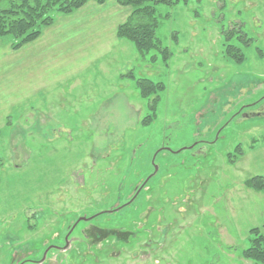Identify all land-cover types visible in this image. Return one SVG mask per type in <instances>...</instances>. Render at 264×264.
Masks as SVG:
<instances>
[{"label": "rangeland", "instance_id": "rangeland-1", "mask_svg": "<svg viewBox=\"0 0 264 264\" xmlns=\"http://www.w3.org/2000/svg\"><path fill=\"white\" fill-rule=\"evenodd\" d=\"M153 7L166 61L115 36L133 8L114 0L0 38V264H253L264 0Z\"/></svg>", "mask_w": 264, "mask_h": 264}, {"label": "trees", "instance_id": "trees-1", "mask_svg": "<svg viewBox=\"0 0 264 264\" xmlns=\"http://www.w3.org/2000/svg\"><path fill=\"white\" fill-rule=\"evenodd\" d=\"M88 0H0V38L7 36L13 38L11 48L17 50L24 45L35 41L41 34L42 29L53 23V13L71 14L81 8ZM98 4H104L105 0H95ZM118 6L132 7L133 10L126 20L119 24L115 31L118 39L131 42L139 54L150 51H158L164 61L170 54L161 46L156 37L158 22L154 17L156 5H176L187 0H114ZM245 43V42H244ZM248 44V43H245ZM247 46V45H246ZM227 46L225 54L237 61L242 62V54ZM137 86L142 96H149L161 85L141 79ZM154 113V107L151 106ZM1 137V133H0ZM235 152L241 155L238 147ZM233 156V155H232ZM233 158V157H232ZM229 160V158H228ZM232 159L230 163H234ZM246 188L254 192L264 194V175L253 176L244 182ZM249 246L242 250L244 260L253 264H264V234L259 228L249 230Z\"/></svg>", "mask_w": 264, "mask_h": 264}, {"label": "crops", "instance_id": "crops-1", "mask_svg": "<svg viewBox=\"0 0 264 264\" xmlns=\"http://www.w3.org/2000/svg\"><path fill=\"white\" fill-rule=\"evenodd\" d=\"M0 97H1V96H0ZM65 251H67V248H66V250H62V252H65ZM86 252H87L86 254L92 255L90 249H88ZM53 259H54L53 257H52L51 259H48V260L50 261L51 264H52L53 262L56 261V258H55L54 260H53ZM43 261H44V260H43Z\"/></svg>", "mask_w": 264, "mask_h": 264}, {"label": "water", "instance_id": "water-1", "mask_svg": "<svg viewBox=\"0 0 264 264\" xmlns=\"http://www.w3.org/2000/svg\"><path fill=\"white\" fill-rule=\"evenodd\" d=\"M157 169V167H155V170ZM62 250H66V248H64V249H61L60 251H62Z\"/></svg>", "mask_w": 264, "mask_h": 264}]
</instances>
